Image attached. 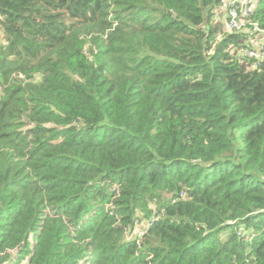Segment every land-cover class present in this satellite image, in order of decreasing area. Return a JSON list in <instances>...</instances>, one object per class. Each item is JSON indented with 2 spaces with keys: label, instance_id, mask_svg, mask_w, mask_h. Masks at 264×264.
I'll return each mask as SVG.
<instances>
[{
  "label": "trees",
  "instance_id": "1",
  "mask_svg": "<svg viewBox=\"0 0 264 264\" xmlns=\"http://www.w3.org/2000/svg\"><path fill=\"white\" fill-rule=\"evenodd\" d=\"M226 5L0 0V264H264V0Z\"/></svg>",
  "mask_w": 264,
  "mask_h": 264
},
{
  "label": "built area",
  "instance_id": "2",
  "mask_svg": "<svg viewBox=\"0 0 264 264\" xmlns=\"http://www.w3.org/2000/svg\"><path fill=\"white\" fill-rule=\"evenodd\" d=\"M226 3L228 31H241L246 28V25L256 26L254 23L244 20L255 6L256 0H226ZM261 38L257 48L243 51L245 57L254 61L252 67H255L264 58V31Z\"/></svg>",
  "mask_w": 264,
  "mask_h": 264
},
{
  "label": "rangeland",
  "instance_id": "3",
  "mask_svg": "<svg viewBox=\"0 0 264 264\" xmlns=\"http://www.w3.org/2000/svg\"><path fill=\"white\" fill-rule=\"evenodd\" d=\"M255 38H256L255 36L252 38V41H253L252 43H253V44L256 43V42H255ZM258 42H259V41H258Z\"/></svg>",
  "mask_w": 264,
  "mask_h": 264
}]
</instances>
